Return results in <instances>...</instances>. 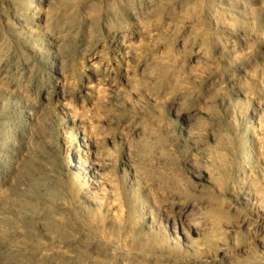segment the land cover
<instances>
[{"label": "rangeland", "instance_id": "rangeland-1", "mask_svg": "<svg viewBox=\"0 0 264 264\" xmlns=\"http://www.w3.org/2000/svg\"><path fill=\"white\" fill-rule=\"evenodd\" d=\"M0 264H264V0H0Z\"/></svg>", "mask_w": 264, "mask_h": 264}]
</instances>
